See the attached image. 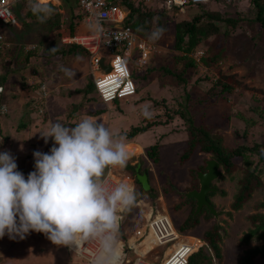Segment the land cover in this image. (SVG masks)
<instances>
[{
  "label": "rangeland",
  "instance_id": "374dc122",
  "mask_svg": "<svg viewBox=\"0 0 264 264\" xmlns=\"http://www.w3.org/2000/svg\"><path fill=\"white\" fill-rule=\"evenodd\" d=\"M50 2L53 3L55 12L61 14L62 23L65 24L63 27H66L69 12L63 5L64 1L62 4H58V1ZM149 3L147 2L145 7H148ZM211 6L220 8L234 17L237 16L235 10L247 13L251 8L250 0H212L207 5H195L191 8L184 6L174 10L165 9L166 18L163 28L166 31L162 38L156 41L149 38L144 39L150 43H148L150 45L149 65L138 70L132 64H140V59L131 52L130 70L133 80L139 87L137 94L131 98H122L118 102H102L95 91L86 99L81 93H76L77 88L84 87L92 78V75L88 73L90 62L88 54L67 56L63 59L52 56L32 59L29 68L25 71L26 79L22 80L19 74L9 73L17 57H10L3 49L0 55V80L3 77L6 78L4 83L6 96L13 98L15 95H22V97L9 100L12 110L9 109L7 114L0 117V141H2L0 152L10 151L16 157L18 170L27 177V174L34 170V162L30 160L33 157L32 153L35 150L48 152L52 146L51 139L48 144H45L40 138L41 129L56 121L66 126H74L83 116H85L83 118L100 120L111 131L123 136L124 143L131 154V161H141V170L143 167L148 168L150 185L154 189V192H150L154 197L150 195L142 199L140 206L136 203L128 217L122 214L125 219V230L134 235L133 231L137 223L140 224L144 218V212L149 208L159 212L167 211L174 226L180 230V225L194 209L192 202L184 203L185 200L181 193L193 183L191 169H196V173L203 171L201 165H204L207 159H211V155L204 154L197 149L190 157L181 161V155L187 147L188 135L184 120L174 111L190 102L188 110L194 115L196 122H203L213 132L222 134L224 144L229 148H234L239 144L253 146L254 143H261L264 145V33L259 35L260 29L257 22L246 20V17H243L241 22L245 32H236V43L232 44V49H228L230 46L227 45L229 53L224 54L223 57L219 56L212 67L203 65L202 58H208L211 51H216L222 45V43L218 44L209 50L211 45L223 42V34L218 37L211 36L202 41L190 54L196 60L197 67L193 71L192 78L182 86H160L158 72L151 70L153 67L160 68L175 64L174 54H180L174 46L175 24L182 19L190 18V14L202 12L203 8ZM153 8L161 10L162 7L156 5ZM15 9L16 6L13 7L14 11ZM79 12L80 9L77 7L75 13ZM74 21L78 24V30L83 28L84 24L80 18L74 17ZM33 23L36 32L33 28L24 29L20 22L12 29L9 28L10 26H4L3 32L5 35L9 31L13 32L17 35H13L15 39L21 36L18 40L22 43L28 41L26 46H22V50H25L31 45L39 44L42 38V32L38 31L41 25ZM155 24L156 18L153 20V25ZM85 25L88 24L85 23ZM7 37L10 38L5 39L4 48L15 46L16 42L11 40L12 35L8 34ZM241 46H244L243 51L240 49ZM110 61V56H105V63L110 64ZM235 63L237 66L230 70V64ZM176 64L181 65L183 62ZM61 65L71 69L75 75L71 78L66 76L60 70ZM221 71H229L242 79L235 91L231 94L226 93V97L215 99L214 103H199V100L211 98V95L218 90L219 87L213 88V83L220 76ZM101 72L105 70L101 69ZM23 83L26 85L23 86ZM36 98L39 103L36 102ZM80 104H83L81 108L78 107ZM103 106L107 107L106 112L96 118L88 116L90 110H97ZM10 107L8 105V108ZM145 107L153 113L151 119L143 116L142 110ZM256 107L260 108L259 111L255 109ZM167 108L174 113V120L171 123L158 124L145 134L133 139L126 138L125 132L127 133L135 125H143L148 120L164 121ZM22 123H26L27 127L20 129L19 125ZM155 143L160 145V160L153 164L146 155V150ZM252 157L255 161L258 160L257 155L254 154ZM242 168L244 167L241 166L232 175L225 174L224 177L220 176L212 182V186L218 190L210 192L208 200L215 206L219 216L206 217L207 211L202 210L199 223L193 228L182 231L188 235L187 238L198 237L204 241V233L215 223L219 224V233L222 235L220 241L222 258L213 257L214 264H238L240 256L247 248L260 244L256 241L248 245L242 244L241 238L253 226L250 216L264 212V208L258 206L264 200V187L254 189L251 197L243 203L239 210L232 209L239 179L243 175ZM114 171L115 168L106 169L105 176L118 175L121 180L123 179L122 182L130 185V180H127V176L124 175L127 173L124 168L122 173ZM221 172L223 173L222 167ZM129 177L136 188L134 176ZM118 183L121 182L118 181ZM165 189L169 191L165 192ZM221 190L225 191V195L219 193ZM181 203L182 207L176 209V205ZM198 238L197 243L199 244ZM170 245L171 243L168 244ZM172 250V247L168 248L166 254ZM149 255L154 259L157 258L156 263L159 264L163 258V250L158 252L157 257L154 254ZM129 256H132V252ZM0 264H84V261L79 259L67 246L55 245L43 233L33 231L22 240L9 239L7 235L0 239ZM255 264H264V257H256Z\"/></svg>",
  "mask_w": 264,
  "mask_h": 264
},
{
  "label": "trees",
  "instance_id": "16d2710c",
  "mask_svg": "<svg viewBox=\"0 0 264 264\" xmlns=\"http://www.w3.org/2000/svg\"><path fill=\"white\" fill-rule=\"evenodd\" d=\"M64 7L69 12V19L66 22L67 26L63 27L65 24L62 23L61 14L55 12V14L48 19L45 23L41 24L38 22L36 16L32 14L29 7L25 9V13L23 14V10H16V16L18 21L24 26V29L28 30L30 28L34 29L36 32L35 23L41 25L38 27V31L42 32V38L34 48H28L22 50V46H26V42H20L18 39L21 36H18L17 39L14 38L15 35L13 32L9 31L8 34L12 35L11 40L16 42V45L13 47H3L0 49V55L5 49L10 57H17L16 61L13 63L14 66L9 70V73L19 74L22 80L26 79L25 71L30 66V61L32 59L38 58H65L67 56H78V55H86L87 51L80 45L76 43H63L62 37L66 35H76L80 32L81 29L78 30V24L74 21V17H78L75 14V9L77 8V0H63ZM116 3L123 6L127 11V17L125 19V24L130 26L134 32L139 34L143 38H149L148 34L156 27H163L166 18V10L161 8L155 9L153 6L157 4L149 3L148 7H145L147 4L144 0H115ZM212 0L205 3H197V4H187L185 6L192 7L195 5H207L211 3ZM251 8L247 13H242L238 10H235L237 16L234 17L232 15L223 12L220 8L217 7H208L203 8L198 13L190 14L191 17L188 19H182L175 24V49L180 54H174V58L176 60L173 66L166 65L160 68H151V70H156L158 72V77L160 79V86L164 85H174V86H182L186 84L193 76V71L197 67L196 60L190 56L192 52L195 51L196 47L204 40L208 39L211 36L218 37L220 34H223L224 40L220 43H215V45H211L209 50H212V47H216L218 44L222 45L216 50L211 51L208 58H202L203 65L207 67H212L219 58L224 54H228V49H232V44L236 43V32L243 31L241 20L243 17H246V20L257 22L259 24L258 31L259 35L264 33V0H250ZM152 7V8H151ZM179 9L178 6L170 8L169 10ZM251 14H254L251 16ZM80 17V16H79ZM156 18V24L153 25V20ZM5 26V25H3ZM13 26L9 28L12 29ZM23 29V28H22ZM91 31V30H88ZM14 35V36H13ZM25 36V34H24ZM35 36V34H32ZM232 37V40H231ZM10 37L5 36V39H9ZM35 38V37H34ZM216 40V39H215ZM232 42V43H231ZM227 45L230 46L227 49ZM56 50L53 51L52 49ZM244 46H241V50L243 51ZM227 50V53L225 51ZM11 59V58H10ZM183 62V64H176ZM237 64H230L229 69H233ZM36 68V67H35ZM37 71V69H35ZM38 72V71H37ZM220 76L215 79L213 83V88L218 90L211 95V98L199 100V103H214L215 99H220L226 97L227 94H231L235 91L236 87L242 80L238 78V76L233 73L227 72H219ZM92 80V79H91ZM6 78L3 77L0 80V83L4 86ZM26 84L23 83V86ZM5 87V86H4ZM93 91L96 92L95 85L93 80L89 81L84 87L77 88L76 93H81L83 97L86 99L89 94ZM98 97V96H97ZM36 102L37 101L36 98ZM114 102H118L115 100ZM188 102L186 106L177 109L174 113L178 114L186 124L187 129V147L185 152L181 155V161H184L186 158L190 157L191 154L195 150H200L202 153L210 154L212 159H215L223 169V173L221 177L224 175H232L239 167L243 166V175L239 179L238 190L235 194L234 201L232 203V209L239 210L243 203L247 201L254 189L264 187V145L261 143H254L253 146L246 144H239L234 148H229L224 144V137L220 133L213 132L211 128L205 123L196 122L194 115L188 110L189 106ZM83 104H80L78 107H82ZM77 109V108H75ZM259 111V107L255 108ZM107 111V107L103 106L97 110H90L88 112V116L96 117L98 115L103 114ZM174 113L167 108L166 110V118L164 121L157 120H148L143 125H135L131 127V129L126 133L125 136L127 139H133L140 134L147 132L152 127L162 124L166 125L171 123L174 120ZM7 114V113H6ZM5 113H1L0 117L4 116ZM85 117V116H83ZM81 117V119L83 118ZM6 118V117H5ZM148 119V118H147ZM251 122V120H250ZM27 127L26 123H22L19 125L20 129H24ZM258 156V160L255 161L252 157L253 155ZM146 155L156 164L160 160V145L159 143H155L151 145L146 150ZM131 159L127 162V166L124 168L127 173H130L135 177L136 180V190L141 193L138 197L136 203L140 199H144L147 196H153L150 192H154V189L151 188L149 191H146L142 184L136 178V165L133 164ZM201 169L204 170V165H201ZM192 185H190L186 191L191 190L193 188H197L199 186L196 169H191ZM196 183V184H195ZM173 188V186H172ZM171 188V189H172ZM175 188V186H174ZM170 189V190H171ZM176 189V188H175ZM153 190V191H152ZM168 189H165V192H168ZM185 192H182L181 195L184 197V203L192 202L193 208L195 209V200L187 199L185 197ZM221 195H225V191L221 190L219 192ZM209 198V197H208ZM182 203L176 205V209H180L182 207ZM258 206L264 208V200L261 201ZM135 205L132 207V209ZM131 209V211H132ZM193 211L191 215L184 221L182 225H180V231H186L187 229L193 228L195 225L199 223V217L201 216V211L196 216L193 215ZM202 210L207 211L206 217L212 216L206 207ZM130 212V211H129ZM129 212L124 213L125 217H128ZM209 215V216H208ZM252 219V227L242 236L241 243L242 244H250L252 241H256L254 246H251L245 250L244 254L240 256L238 264H255L256 257H264V212H259L250 216ZM219 224L215 223L209 230L204 233L203 239L206 244L200 246L198 250H196L190 257L188 264H214L213 257L218 259L222 258L220 241L222 240V235L219 233ZM121 234H123L124 230H120ZM207 245V246H206ZM212 251V253H211ZM157 264V263H156ZM161 264V263H159Z\"/></svg>",
  "mask_w": 264,
  "mask_h": 264
},
{
  "label": "clouds",
  "instance_id": "9594fccd",
  "mask_svg": "<svg viewBox=\"0 0 264 264\" xmlns=\"http://www.w3.org/2000/svg\"><path fill=\"white\" fill-rule=\"evenodd\" d=\"M18 2L9 0V9ZM27 6L41 24L55 14L50 0H27ZM100 19L91 20L89 30L102 32ZM165 31L156 27L149 39L159 40ZM60 70L69 78L75 75L63 65ZM142 114L153 116L148 107ZM39 135L52 146L32 153L34 170L27 177L10 151L0 152V239L22 240L34 231L75 251L95 242L89 264H122L121 214L131 211L141 193L124 182L110 188L104 177L106 169L127 166L131 154L123 136L90 118L74 126L52 122Z\"/></svg>",
  "mask_w": 264,
  "mask_h": 264
},
{
  "label": "built area",
  "instance_id": "2783aa9c",
  "mask_svg": "<svg viewBox=\"0 0 264 264\" xmlns=\"http://www.w3.org/2000/svg\"><path fill=\"white\" fill-rule=\"evenodd\" d=\"M58 4L62 3V0ZM137 1V0H136ZM154 3L163 9H170L175 6L179 8L187 4L205 3L210 0H144ZM53 4V3H51ZM16 10H24L27 6V0H19L16 3ZM77 7L80 9V19L89 23L94 18L100 17V23L103 31L94 33L92 31H82L76 35H66L62 37L63 43H76L82 46L90 57L89 73L93 76L97 94L102 102L111 103L115 100L128 98L136 94L137 84L133 80L130 70V58L132 53L140 59V65L146 66L149 61V49L145 38L139 36L134 30L125 24L128 11L116 3L115 0H77ZM0 11L4 12L3 17H0V49L5 42V26H16L19 21L13 7L9 9V0H0ZM10 11V14H9ZM121 24V26H119ZM36 45H31L29 48H34ZM132 52V53H131ZM112 56L109 66L110 71L101 72V62L105 63V56ZM97 71V73H96ZM97 74V75H96ZM5 92V87L0 84V114L7 113L9 108L7 103L2 101L1 95ZM6 106V111L4 110ZM107 185L115 187L118 181L109 175L105 176ZM145 219L134 229V235L124 230L121 234L122 246V264H156L154 259L149 254L158 256V252L163 250V258L161 264H188L189 257L206 244L197 239L187 238L185 233L177 229L171 218L166 214L151 213L148 216L145 214ZM120 230L124 225V218L121 214ZM122 226V228H121ZM121 232V231H120ZM202 241V242H201ZM150 243V245H149ZM168 246V244H170ZM146 244V249L141 251V247ZM149 245V246H148ZM173 250L166 254L168 248ZM97 249L95 242L88 243L83 249L75 251V255L84 261V264H89L91 254ZM132 252V256L129 253ZM149 255V256H147Z\"/></svg>",
  "mask_w": 264,
  "mask_h": 264
},
{
  "label": "water",
  "instance_id": "95a60500",
  "mask_svg": "<svg viewBox=\"0 0 264 264\" xmlns=\"http://www.w3.org/2000/svg\"><path fill=\"white\" fill-rule=\"evenodd\" d=\"M121 26V24L119 25ZM101 65L105 71H110L111 66ZM140 164L136 168L137 180L142 184L145 190L150 189V183L146 172H139ZM199 186L191 190L186 191L185 197L187 199L195 200V212L194 216L199 214L204 207H206L209 213L215 217H218V211L215 206L208 200V194L210 192H216L218 189L212 186V182L222 175L221 166L215 159H207L203 171L196 173Z\"/></svg>",
  "mask_w": 264,
  "mask_h": 264
},
{
  "label": "crops",
  "instance_id": "0c3cea01",
  "mask_svg": "<svg viewBox=\"0 0 264 264\" xmlns=\"http://www.w3.org/2000/svg\"><path fill=\"white\" fill-rule=\"evenodd\" d=\"M62 2H63V0H62ZM61 4H62V3H61ZM75 14H76V13H75ZM77 16H78L77 18H79L80 14L78 13ZM81 22H83V24L85 25V21L81 20ZM81 22H80V23H81ZM84 25L82 26L83 28L81 29V31H85V30L88 31L89 28L87 27V25H85V26H84ZM81 31H80V32H81ZM138 35H139V34H138ZM139 36H140V35H139ZM142 38H143V37H142ZM111 59H112V56H110V60H111ZM132 65H133L134 67L136 66L138 70H140V69H142V68H145L144 66H142V65H140V64H132ZM148 65H149V64H148ZM104 66H109V65L106 64V65H104ZM102 68H103V67H102ZM89 70H90V67H89V69H88V73H89ZM35 73H36V71H35ZM96 73H97V71H96ZM89 74H90V73H89ZM96 75H97V74H96ZM91 79L93 80V76H92ZM92 80H91V81H92ZM93 82H94V80H93ZM0 84H1V83H0ZM94 85H95V84H94ZM147 88H148V86L146 85V89H147ZM95 89H96V88H95ZM138 89H139V87H137V91H138ZM137 91H136V94H137ZM4 93H5V92H4ZM4 93L1 95L2 101H4L5 103H7V104L9 105V107L11 106V103H9V100H11V99H14V100H15V99H20V97H22V95H20V96H19V95H15L13 98H10L9 96H6V93H5V94H4ZM96 94H97V90H96ZM134 95H135V94H134ZM134 95H133V96H134ZM97 96H98V94H97ZM133 96H130V98L133 97ZM23 97H24V95H23ZM98 97H99V96H98ZM99 99H100V98H99ZM100 100H101V99H100ZM121 100H122V99H119L118 101H121ZM9 109H10V111L12 110L11 107H10ZM96 117H97V116H96ZM96 117H94V118H96ZM143 134H145V133H143ZM140 135H141V134H140ZM204 154H205V153H204ZM148 158H149V157H148ZM30 160H31L32 162H34V157L30 158ZM152 162H153V161H152ZM132 163H133V164L137 163L136 168H137L138 164H140L139 172H141V173H142V172H146L147 175H148V179H149L148 168L143 167L142 170H141V164H142L141 161L132 162ZM153 164H155V163L153 162ZM121 171L123 172V169H120V168L118 167V168H115V171H114V172H121ZM114 172H112V174H113ZM122 172H121V173H122ZM135 172H136V170H135ZM117 174H118V173H117ZM119 174H120V173H119ZM124 175L127 176V180H130V185L133 186V184H132L133 180L131 181V179H130V177H129V176L132 177V175H131L130 173H128V174H127V173H126V174L124 173ZM135 175H136V174H135ZM109 176H113V175L110 174ZM113 178H114L115 180L117 179L118 181L122 182L121 178H119L118 175L113 176ZM136 178H137V177H136ZM134 181H135V183H136L135 177H134ZM149 183H150V180H149ZM133 187H134V186H133ZM134 188H135V187H134ZM150 188H151V185H150ZM164 191H165V190H164ZM160 196H161V195H160ZM161 197H162V196H161ZM159 198H160V197H159ZM141 202H142V199L138 200L137 204L140 206ZM138 205H137V206H138ZM147 209H148V208H147ZM151 213H155V214H158V213L163 214V213H164V214H166V215L169 216V214L167 213V211H162V212L160 211V212H159L158 210H157V211H154V210H152V209L149 208L147 211L144 212V219H145V214L148 216V215L151 214ZM138 214H139V212H138ZM138 214H137V215H138ZM169 217H170V216H169ZM170 218H171V217H170ZM144 219H142V220L140 221V223H141ZM124 223H125V219H124ZM142 223H143V222H142ZM138 224H139V223H137V226H138ZM137 226H136V227H137ZM121 228H122V226H121ZM176 228H177V227H176ZM121 230H125V225H123V228H122ZM123 233H124V232H123ZM190 238H192V239H195V238H196V239H197L198 237H190ZM146 247H147L146 244H144V245L141 247V249H142L141 251H144V250L146 249Z\"/></svg>",
  "mask_w": 264,
  "mask_h": 264
},
{
  "label": "bare ground",
  "instance_id": "6f19581e",
  "mask_svg": "<svg viewBox=\"0 0 264 264\" xmlns=\"http://www.w3.org/2000/svg\"><path fill=\"white\" fill-rule=\"evenodd\" d=\"M50 1H53V0H50ZM122 180H123V179H122ZM149 245H150V243H149ZM149 245H148V246H149Z\"/></svg>",
  "mask_w": 264,
  "mask_h": 264
}]
</instances>
